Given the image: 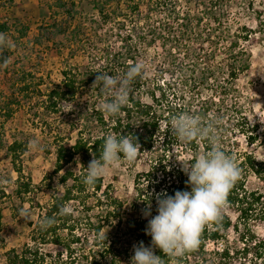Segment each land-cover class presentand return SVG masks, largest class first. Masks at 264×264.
Returning <instances> with one entry per match:
<instances>
[{
  "label": "trees",
  "instance_id": "16d2710c",
  "mask_svg": "<svg viewBox=\"0 0 264 264\" xmlns=\"http://www.w3.org/2000/svg\"><path fill=\"white\" fill-rule=\"evenodd\" d=\"M197 1V7L203 6L206 18L213 22L210 29L201 28L204 16L183 9V4L192 0H87L97 13L92 20L75 11L76 0L56 1L51 6L52 22L41 26L30 43L39 47L58 45L57 38L62 37L60 45L69 50L70 60L82 57L87 63L67 66L61 71L60 83L46 92L41 91L43 78L6 69L14 54L12 45L0 50V67H5L2 72L8 91H0L2 117L8 121L15 106H21L23 101L33 104L42 113V132L55 148L53 174L63 173L59 178L62 189L55 190L50 204L31 224L30 242L21 250L7 252V264H131L134 245L143 241L146 247L151 246L152 238L145 229L148 220L158 214L157 195L190 192L182 163L194 162L200 151L203 154L211 150L212 143L207 138L184 143L172 134L171 121L181 114L198 116L204 127L211 125L217 146L233 157L242 170L226 205L237 219L233 222L229 214L221 212L218 221L204 226L195 251L172 258L156 248L155 254L161 256L164 264H231L236 257L245 259L253 253L254 264H264V237L259 238L249 224L264 222V193L246 185L249 173L264 181V161L257 160L252 152L239 150V137H245L249 146L259 140V124L247 119L237 86L241 75L251 68L246 44L254 32L246 25L235 32L225 25L227 0ZM261 14L257 12L259 24ZM16 22H0V33L6 38L17 33L18 39H26L29 29ZM106 26L110 30L102 31ZM224 42L226 47L221 48ZM156 44H160L163 54L162 60L156 61L155 73L149 75L146 69V74L138 76L130 85L126 105L117 115L106 116L100 105L112 97L101 86L92 87L96 76H123L130 62H140L142 49ZM34 99L39 100L33 102ZM109 133L135 139L140 145L135 162L149 164V170L136 175V201L129 204L150 211L146 218L129 215L131 208H125L114 186L105 184L103 178L94 186L83 182L85 168L94 156L99 158L103 137ZM27 150V140H15L6 146L19 176L17 194L22 199L30 196L33 205L40 207V188L24 175L21 159ZM71 165L78 171L69 169ZM63 206L71 207L74 213L61 214ZM95 208L100 209L95 216L97 221L90 215ZM2 219L0 211V231ZM45 219H52L53 223L41 227ZM115 221L126 224L125 230L113 237L103 236L106 224ZM230 231L238 234L242 247L230 241ZM210 244L217 247L209 250Z\"/></svg>",
  "mask_w": 264,
  "mask_h": 264
},
{
  "label": "rangeland",
  "instance_id": "374dc122",
  "mask_svg": "<svg viewBox=\"0 0 264 264\" xmlns=\"http://www.w3.org/2000/svg\"><path fill=\"white\" fill-rule=\"evenodd\" d=\"M58 0H14L12 4L0 1V22L9 24H22L27 27L28 37L26 39H18L17 33H11L7 36L8 43L12 45L14 54H11L6 69L10 72L27 71L31 72L37 78H43L44 83L41 85V91L46 92L48 89L58 85L61 81V71L67 66H74L87 63L82 57L70 60L68 49H63L60 45L63 42L62 37L57 38L58 45H43L41 47L30 43L39 32L41 26H46L52 22L51 6L55 5ZM71 2L72 0H62ZM197 0L191 3L183 4V9L189 10L194 14L199 13L203 17L201 28L203 30L210 29L213 26L208 18H206L203 6H198ZM77 6L75 11L82 13L86 18L92 20L97 17V13L87 0H76ZM261 11V20H257V12ZM226 15L224 22L226 26L231 27L233 32L240 26H248L254 32L251 41L246 44L251 57V68L249 71L241 75L237 81L239 89V99L244 109L245 115L251 124H259V140L253 145H247L245 137H239L241 152L253 153L254 157L259 161H264V0H227ZM80 16V15H78ZM103 30H110V26H106ZM226 47V43L221 44V48ZM162 49L160 44L153 47H147L141 50L140 62L146 65L148 74H153L156 61L162 60ZM5 67H0V91L8 94L5 74L2 72ZM3 94L4 96H6ZM3 100V99H2ZM39 99H34L37 102ZM22 102L21 106H15L13 116L5 121L0 113V139L3 146L0 148V211L2 213L3 227L0 231V264H7L6 254L12 249L21 250L24 245L30 242V234L32 230L31 224H35L39 215L43 212V208L47 207L52 200L55 190L62 189L59 178L63 173L54 175L56 155L55 148L49 145L47 134L42 132L41 123H43L42 113L39 114L36 108ZM36 112V113H35ZM41 112V111H40ZM38 139L41 144L40 151H33L29 148V142ZM15 140H27L28 150L22 156V166L24 175L29 177L33 185L40 189L37 191V202L39 206L32 203L30 196L22 199L17 194L18 174L7 156L6 146ZM184 146V143H182ZM191 154V153H189ZM202 152H199V155ZM192 155V154H191ZM183 157H189L184 154ZM190 158V157H189ZM180 159V158H179ZM69 169L78 171L77 167L71 165ZM149 170V164L145 161H133L129 163L125 159H121L119 167L109 168L107 174L103 177L105 184H112L121 200L125 202V208H131L132 214L127 210L129 215L134 217L146 218L143 207L132 208L129 204H135V178L137 174H141ZM246 185L249 189H260L264 193V181L257 178L253 173L247 174ZM32 196V195H31ZM91 204V201H90ZM138 204H140L138 202ZM21 209H25L30 214V219L22 218ZM100 209L95 208L90 212L94 221ZM147 210V209H146ZM222 212L229 214L231 219L236 221L237 215L227 209ZM86 213L84 212V215ZM79 217L81 216V214ZM84 218V217H83ZM127 218V217H125ZM106 224L102 231L103 236L113 237L120 230H125L126 224ZM254 233L259 237H264V222L249 223ZM93 239V236H90ZM230 241L238 242V234L230 231ZM242 247V243H239ZM221 248V244L218 245ZM217 246L210 244L209 250H213ZM253 253L249 257L243 259L232 260L231 264H254ZM240 261H238V260Z\"/></svg>",
  "mask_w": 264,
  "mask_h": 264
},
{
  "label": "clouds",
  "instance_id": "9594fccd",
  "mask_svg": "<svg viewBox=\"0 0 264 264\" xmlns=\"http://www.w3.org/2000/svg\"><path fill=\"white\" fill-rule=\"evenodd\" d=\"M6 36L0 33V50L10 47ZM146 74V65L142 62L131 63L123 76H112L100 73L92 85L101 86L102 90L112 97L101 103L100 110L106 116L117 115L126 105L130 85L138 76ZM172 134L180 141L188 143L195 138L209 139L211 150L200 154L194 162L187 165L182 163L183 171L188 176L187 185L191 191H176L174 195L158 194L157 215L148 220L145 234L151 236V246H145L143 241L134 245V255L131 264H164L160 255L154 249L175 258L185 253L195 251L201 243V234L204 226L209 222L218 221L221 212L227 205L229 192L240 179L242 170L234 158L217 146L216 138L212 133L211 125H201L198 116L181 114L171 121ZM103 145L99 158L90 161L86 169L83 182L94 186L97 180L103 178L109 168L119 167L121 154L129 163L135 161L140 153V145L135 139L118 138L109 133L103 137ZM29 148L40 151L38 139L29 142ZM149 205V209H150ZM69 206L61 208V214H73ZM22 218L30 219L27 210L21 209ZM145 217L151 212L146 211ZM52 219H45L41 227H48Z\"/></svg>",
  "mask_w": 264,
  "mask_h": 264
}]
</instances>
